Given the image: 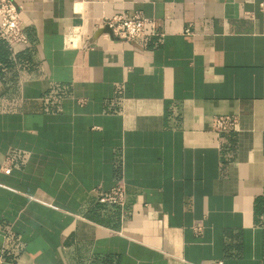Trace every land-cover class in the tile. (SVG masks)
<instances>
[{
  "label": "crops",
  "instance_id": "0c3cea01",
  "mask_svg": "<svg viewBox=\"0 0 264 264\" xmlns=\"http://www.w3.org/2000/svg\"><path fill=\"white\" fill-rule=\"evenodd\" d=\"M14 1L1 264H264L262 0ZM136 11L155 21L142 41L102 26ZM121 176L126 204L101 202Z\"/></svg>",
  "mask_w": 264,
  "mask_h": 264
},
{
  "label": "built area",
  "instance_id": "2783aa9c",
  "mask_svg": "<svg viewBox=\"0 0 264 264\" xmlns=\"http://www.w3.org/2000/svg\"><path fill=\"white\" fill-rule=\"evenodd\" d=\"M260 11L264 13V0L260 2ZM155 26L152 18L145 16L142 11L132 14L121 13L106 17L102 21V26L111 28L113 35L123 40L142 41L149 32L147 25ZM0 34L11 44L28 42V36L24 29L22 6L14 0H0ZM237 118L231 115H218L213 119V128L217 131L230 130L236 127ZM1 169L4 172H11L12 157L8 156ZM99 200L103 203H111L124 206L127 200V182L125 177L118 178L116 183L109 190L99 191ZM197 234L204 232V225L196 223L193 226ZM4 261L0 253V264ZM30 264H42L32 262Z\"/></svg>",
  "mask_w": 264,
  "mask_h": 264
},
{
  "label": "water",
  "instance_id": "95a60500",
  "mask_svg": "<svg viewBox=\"0 0 264 264\" xmlns=\"http://www.w3.org/2000/svg\"><path fill=\"white\" fill-rule=\"evenodd\" d=\"M106 30H108L109 32H111V33H112V30H111V28H109L108 26L106 27Z\"/></svg>",
  "mask_w": 264,
  "mask_h": 264
}]
</instances>
